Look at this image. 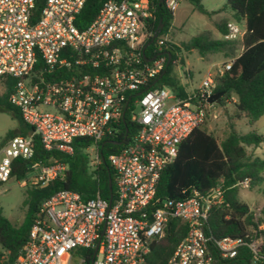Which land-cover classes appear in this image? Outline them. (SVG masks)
Returning a JSON list of instances; mask_svg holds the SVG:
<instances>
[{"label": "built area", "instance_id": "1", "mask_svg": "<svg viewBox=\"0 0 264 264\" xmlns=\"http://www.w3.org/2000/svg\"><path fill=\"white\" fill-rule=\"evenodd\" d=\"M84 3L45 0L35 17V0H0V77L14 80L8 103L30 128L0 147V186L10 180L14 161L32 159L34 137L44 150L65 155L73 153L77 138L117 147L107 157L114 172L111 201L98 195L83 201L68 190L54 193L39 206L28 238L10 264H70L79 252L80 264L87 258L90 264H146L170 218L185 223L187 232L165 264L231 262L243 247L255 263V239L216 240L205 234L210 211L224 202L220 186L205 195L193 191L182 200L155 197L161 173L213 106L208 100L214 78L229 70L234 59L216 64L193 93L179 96L166 87L153 88L165 55L161 40L152 57L143 54L150 0L106 1L79 30L75 19ZM176 6V0H165L169 11ZM225 29V41L245 33L232 22ZM126 120L136 132L125 144L116 139ZM92 148L95 165L99 150ZM28 167L32 172L22 185L35 187L47 185L65 169L61 163ZM239 184L247 186L246 181ZM6 262L3 254L0 264Z\"/></svg>", "mask_w": 264, "mask_h": 264}, {"label": "trees", "instance_id": "2", "mask_svg": "<svg viewBox=\"0 0 264 264\" xmlns=\"http://www.w3.org/2000/svg\"><path fill=\"white\" fill-rule=\"evenodd\" d=\"M45 0H35L34 15L37 17ZM109 0H85L84 6L76 16L75 26L83 30L97 16L102 4ZM124 1V0H113ZM194 8L208 14L199 0H189ZM226 6L233 12V19L243 21L245 33L241 39L225 41L223 38L213 40L199 35L187 43L175 45L168 41L173 12L165 7V0H150L152 9L149 17L143 21V30L146 34L145 44L150 41L154 33L159 30L157 37L145 49L146 58L154 55L156 42L161 40L162 52L170 54L171 58L165 63L162 77L157 75L151 83L153 88L169 86L179 96L185 91L170 75V67L177 60L180 51L196 50L200 57L207 58L221 53L226 60L234 59L229 70L214 78L213 94L221 93L218 107L231 104L238 115L247 120V125L253 126L264 115V0H227ZM225 26L218 27L221 35L225 34ZM144 44V45H145ZM239 44V49L236 48ZM40 61L34 71L39 69ZM14 80L8 76L0 77V111L8 112L18 123V129L8 132L0 147L14 136H25L30 128L22 121L19 111L8 103ZM205 113L204 122L181 143L175 161L161 173L157 184L155 197L160 200H182L189 197L193 191L205 195L220 186L224 191L222 205L210 211L205 234L213 239L225 237L243 239L250 242L264 236L259 227L264 222V207L260 211V219L244 202L240 200L239 192L244 187L239 183L246 181L252 190L263 182L264 161L247 152V148L257 149L264 143V136L255 131L239 133L232 124L228 125V133L218 142L216 137L207 130ZM117 141L125 144L131 140L136 132L135 128L126 120ZM73 153L65 155L57 151L43 149L39 139L33 138V157L29 161L16 160L13 162L10 179L25 180L32 172L28 166L39 164L50 166L61 163L64 166L62 175L42 187L29 185L26 194V210L19 225L12 224L2 215L0 208V246L7 262L12 263L23 244L39 206L60 190H68L79 194L83 201L98 195L101 199L109 200V179L114 190V172L108 164V155L117 147L107 144L106 140L95 145L87 138H77L72 143ZM97 146L99 163L92 165L88 149ZM187 226L179 219L170 218L164 236L152 243L146 256V264H165L173 254L178 243L186 236ZM79 252L80 250H75ZM258 260L252 263L251 254L246 247L239 249L237 257L231 262L218 261L217 264H264V247H259ZM87 258L84 264H90Z\"/></svg>", "mask_w": 264, "mask_h": 264}, {"label": "rangeland", "instance_id": "3", "mask_svg": "<svg viewBox=\"0 0 264 264\" xmlns=\"http://www.w3.org/2000/svg\"><path fill=\"white\" fill-rule=\"evenodd\" d=\"M199 1L208 14L198 12L189 0H176L177 6L173 12L172 26L168 36L165 37L168 41L175 45H180L199 35L213 40L221 39L222 35L218 26L222 25L224 21L234 23L240 30L245 29L242 20L236 21L233 19V12L226 6L227 0ZM236 48H240L239 44H237ZM224 62L225 59L221 53L202 58L196 50L187 52L182 50L177 54V60L170 67V75L177 80L186 92L193 93L206 75L213 71L214 66ZM166 88L171 89L169 86ZM42 110L48 112L47 109ZM229 124H232L239 133L255 131L257 134L264 136V115L253 126H249L247 125V120L242 115H238L231 104L225 107L213 105L208 108L207 130L216 137L218 142L227 135ZM17 129V121L8 112L0 111V144L8 132H13ZM93 150L92 147L88 150L91 158L93 157ZM247 152L264 161V143L257 149L247 148ZM28 188L29 184L22 185V181L14 179H10L7 183L0 186L2 215L16 226L24 218ZM239 197L260 219V211L264 207V173L261 184L252 190L243 188L239 192ZM259 229L264 231L263 221ZM255 241L259 247H264L263 235L255 238ZM0 253H3L1 246ZM78 254L75 255L70 264H80V256Z\"/></svg>", "mask_w": 264, "mask_h": 264}, {"label": "water", "instance_id": "4", "mask_svg": "<svg viewBox=\"0 0 264 264\" xmlns=\"http://www.w3.org/2000/svg\"><path fill=\"white\" fill-rule=\"evenodd\" d=\"M161 1H162V0H161ZM161 27H162V25H159V27H158V29H157V32L154 33L153 36L151 37L150 41L147 42V43L144 45V47H143V54H144V51H145L146 47H148V46L154 41V39L157 37V35H158L159 30H160ZM163 54L167 56V63H169L170 58H171L170 54L167 53V52H164ZM143 58H144V60H147L144 56H143ZM162 75H163V73H161V74L159 75V78H161ZM155 83H156V81L154 82V84H155ZM220 96H221V93L213 94V95L210 97V99L208 100V102H209L210 104H219V98H220ZM124 141H125V138H124ZM107 143H110V142H107ZM117 144H118V143H117ZM108 187H109V202H110L111 199H112V193H113V191H112V182H111V179H109Z\"/></svg>", "mask_w": 264, "mask_h": 264}, {"label": "crops", "instance_id": "5", "mask_svg": "<svg viewBox=\"0 0 264 264\" xmlns=\"http://www.w3.org/2000/svg\"><path fill=\"white\" fill-rule=\"evenodd\" d=\"M226 23H228V21H224L222 25H226ZM221 26V25H220ZM219 27V26H218ZM185 91V90H184ZM186 92V91H185Z\"/></svg>", "mask_w": 264, "mask_h": 264}]
</instances>
